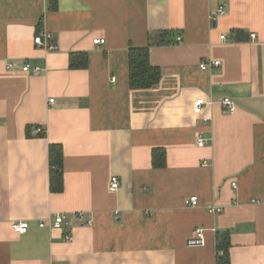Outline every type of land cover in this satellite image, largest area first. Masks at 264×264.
Here are the masks:
<instances>
[{
    "label": "crops",
    "instance_id": "obj_1",
    "mask_svg": "<svg viewBox=\"0 0 264 264\" xmlns=\"http://www.w3.org/2000/svg\"><path fill=\"white\" fill-rule=\"evenodd\" d=\"M166 29L179 36L150 49L160 82L132 89L130 48ZM197 229L205 242L189 244ZM225 230L231 264H264V0H0V264H216Z\"/></svg>",
    "mask_w": 264,
    "mask_h": 264
},
{
    "label": "trees",
    "instance_id": "obj_2",
    "mask_svg": "<svg viewBox=\"0 0 264 264\" xmlns=\"http://www.w3.org/2000/svg\"><path fill=\"white\" fill-rule=\"evenodd\" d=\"M57 0H51V7L55 8ZM177 30H159L149 34V43L144 47H131L129 50L130 87L132 89H148L160 82L162 77L159 67L150 63V49L153 46H164L178 43ZM232 39L243 41L247 39L242 31H233ZM86 64V63H85ZM73 65V64H72ZM75 66V65H73ZM29 129V127H28ZM165 150L157 148L153 150V164L155 167H163L165 162ZM64 152L61 145H50L51 163V189L60 192L64 186L63 172ZM216 264H231V232L218 231Z\"/></svg>",
    "mask_w": 264,
    "mask_h": 264
},
{
    "label": "built area",
    "instance_id": "obj_3",
    "mask_svg": "<svg viewBox=\"0 0 264 264\" xmlns=\"http://www.w3.org/2000/svg\"><path fill=\"white\" fill-rule=\"evenodd\" d=\"M219 14H223L225 12V5L221 6L219 8ZM251 39H256L257 38V34L255 32H252L251 34ZM225 39V38H223ZM36 41L38 43H42V37H36ZM106 40L104 38H95L93 40L94 44H102L104 43ZM220 63V61H215L214 64L218 65ZM207 65H210L209 63H202L201 66L202 67H207ZM28 67L26 66L24 69H27ZM51 101H53V99H51ZM220 104L222 106H224V108L226 110H228L229 112H234L236 107L235 104L232 100H230L229 98H222L220 101ZM210 102H206L204 99L200 98L198 100H196L195 104H194V111L196 113H201L202 112V108L206 105L209 104ZM198 145H203V139L199 138L198 139ZM233 185L236 186V183L233 182ZM120 187V180L117 176H112L110 179V190L115 192L119 189ZM200 203V199L197 195H192L190 196L187 200H186V204L188 206H198ZM207 208L209 212L212 213H218L220 211H222V208L220 206H218L217 204L213 203H208L207 204ZM73 216L77 217L78 219H83L84 218V213L80 212L77 214H74ZM49 223L52 224L53 226H69L70 224L68 222H66V216L63 213H56L53 216H50L48 218ZM86 224H92V220H87ZM41 227H44L46 225L45 221L40 222L39 224ZM12 228L14 230V232H16L19 235H23L25 233L28 232L29 228H30V222L27 220H21V221H17L14 222L12 224ZM190 244H201L204 242V237H203V229H197L195 232V235L193 236L192 239L189 240Z\"/></svg>",
    "mask_w": 264,
    "mask_h": 264
},
{
    "label": "bare ground",
    "instance_id": "obj_4",
    "mask_svg": "<svg viewBox=\"0 0 264 264\" xmlns=\"http://www.w3.org/2000/svg\"><path fill=\"white\" fill-rule=\"evenodd\" d=\"M223 5H225V12L223 13V14H225V13L227 12V8H228L227 5H228V4L225 2V3H223L222 5H220V7L223 6ZM220 7H219V8H220ZM219 8H218L217 11H216V15H223V14H219V12H218V11H219ZM39 36L42 37V43H41V44L38 43V42L36 41V38H35V41H36L39 45H42V44L45 43L46 39H49V38L51 37V34H50L49 32H45V33L39 34V35L36 36V37H39ZM104 43H105V42H104ZM102 44H103V43H102ZM54 47H55V44H51V45H50V48H54ZM208 66H210V65H207V67H208ZM25 67H26V66H25ZM25 67H24V68H25ZM27 67H28V68L25 69V70H28V69H29V66H27ZM202 68H206V67H202ZM113 80H116V77H113ZM223 98H228V97H223ZM51 99H53V101H51ZM51 99H50V102L53 103V102H54V98H51ZM199 99H200V98H199ZM202 99H204V98H202ZM221 99H222V98H221ZM229 99L232 100L231 98H229ZM204 100H205V99H204ZM205 101H206V100H205ZM232 101H233V100H232ZM233 102H234V101H233ZM234 104H235V107H236V109H237V105H236L235 102H234ZM206 105H207V104H206ZM223 107H224V106H223ZM203 108H204V107H203ZM203 108H202V110H203ZM236 109H235V111H236ZM227 111H228V110H227ZM235 111H234V112H235ZM228 112H229V111H228ZM234 112H230V113H234ZM195 232H196V231H195ZM194 235H195V233H194ZM194 235H193V236H194ZM193 236H192V238H193ZM203 237H204V232H203ZM192 238H191V239H192ZM204 242H205V239H204ZM204 242H203V243H204ZM203 243H201V244H203ZM189 244H190V242H189ZM193 245H197V244H193Z\"/></svg>",
    "mask_w": 264,
    "mask_h": 264
}]
</instances>
